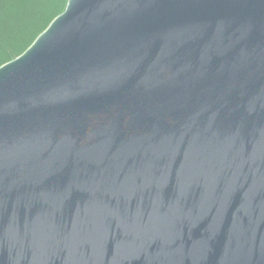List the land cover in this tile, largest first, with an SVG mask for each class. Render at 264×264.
Wrapping results in <instances>:
<instances>
[{"label": "water", "instance_id": "water-1", "mask_svg": "<svg viewBox=\"0 0 264 264\" xmlns=\"http://www.w3.org/2000/svg\"><path fill=\"white\" fill-rule=\"evenodd\" d=\"M0 264H264V0H66L1 64Z\"/></svg>", "mask_w": 264, "mask_h": 264}, {"label": "trees", "instance_id": "trees-1", "mask_svg": "<svg viewBox=\"0 0 264 264\" xmlns=\"http://www.w3.org/2000/svg\"><path fill=\"white\" fill-rule=\"evenodd\" d=\"M66 0H0V65L19 55Z\"/></svg>", "mask_w": 264, "mask_h": 264}]
</instances>
